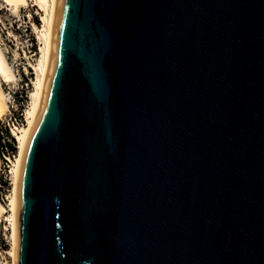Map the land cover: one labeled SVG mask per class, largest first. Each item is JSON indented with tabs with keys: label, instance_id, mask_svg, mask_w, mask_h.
<instances>
[{
	"label": "water",
	"instance_id": "obj_1",
	"mask_svg": "<svg viewBox=\"0 0 264 264\" xmlns=\"http://www.w3.org/2000/svg\"><path fill=\"white\" fill-rule=\"evenodd\" d=\"M13 224L14 264H264V0H55Z\"/></svg>",
	"mask_w": 264,
	"mask_h": 264
},
{
	"label": "rangeland",
	"instance_id": "obj_2",
	"mask_svg": "<svg viewBox=\"0 0 264 264\" xmlns=\"http://www.w3.org/2000/svg\"><path fill=\"white\" fill-rule=\"evenodd\" d=\"M42 14L36 6L32 5V2L15 11L10 5L0 0V47L17 76L15 81H1L9 110L0 116V126L5 123L11 135L12 129L26 124V114L31 103L30 93L34 90L38 77V72L32 64L36 63L41 55L39 49L41 41L37 37L34 26L41 27ZM22 85L26 88L24 92H21ZM15 92L19 94L20 103L16 100ZM0 130H2L0 150L4 152L11 141L7 138L4 129L0 127ZM15 142L18 152L16 138ZM17 152L11 156L5 154L7 164L0 157V201L6 207L12 189L11 168ZM8 214L9 212L0 217V263L12 264L11 256L6 253L11 247V228L6 219Z\"/></svg>",
	"mask_w": 264,
	"mask_h": 264
},
{
	"label": "bare ground",
	"instance_id": "obj_3",
	"mask_svg": "<svg viewBox=\"0 0 264 264\" xmlns=\"http://www.w3.org/2000/svg\"><path fill=\"white\" fill-rule=\"evenodd\" d=\"M54 1L55 0H3L7 5H10L15 11H18L20 7L26 6L29 2H32V5L36 6L39 11L43 14L41 15L42 25L41 27L34 26V29L37 33V37L41 41L40 46V58L32 67L38 72V77L34 85V90L30 93L31 103L30 107L26 114V124L15 129H12V135L16 138L18 142V152L15 156V160L13 161V165L11 168L12 172V189L11 194L9 196V203L6 207L0 201V217L1 215L9 212L7 215V220L9 221L11 228V247L6 251L8 255L12 258V264H14V251H13V236H14V224H13V200L15 193V181H16V167L20 158V154L23 150V147L26 143L27 136L29 133V129L35 115L39 93L45 73V68L47 64L48 57V48H49V40H50V32H51V24L53 17V9H54ZM16 73L12 69L10 63L7 60V57L0 47V116L6 113L9 110V105L7 102V96L5 91L2 88L1 81L10 82L16 80ZM8 208V209H7ZM7 264V263H0Z\"/></svg>",
	"mask_w": 264,
	"mask_h": 264
},
{
	"label": "trees",
	"instance_id": "obj_4",
	"mask_svg": "<svg viewBox=\"0 0 264 264\" xmlns=\"http://www.w3.org/2000/svg\"><path fill=\"white\" fill-rule=\"evenodd\" d=\"M25 90H26V88H24L23 85H22L21 92H24ZM18 95H19L18 92H15L16 100H17L18 103H20L21 99L18 97ZM20 107H21V105H20ZM20 120H21V118H20ZM0 127H1V129L2 128L4 129V132H5L6 136H7V138H9V140L11 141L10 143L7 144L8 148L4 152L0 150V157L7 164L6 159L4 157L5 154H7L8 156H11V155L15 154L17 152V145H16V142H15L14 136H12L10 134L6 124L3 123ZM0 133H2V130H0ZM0 138H1V134H0ZM0 145H1V141H0Z\"/></svg>",
	"mask_w": 264,
	"mask_h": 264
}]
</instances>
